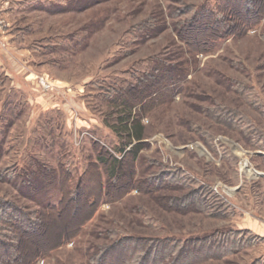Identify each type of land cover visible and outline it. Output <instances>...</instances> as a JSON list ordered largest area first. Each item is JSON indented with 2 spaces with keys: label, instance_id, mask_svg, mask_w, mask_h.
Returning a JSON list of instances; mask_svg holds the SVG:
<instances>
[{
  "label": "rangeland",
  "instance_id": "rangeland-1",
  "mask_svg": "<svg viewBox=\"0 0 264 264\" xmlns=\"http://www.w3.org/2000/svg\"><path fill=\"white\" fill-rule=\"evenodd\" d=\"M216 1L0 0V204L33 213L64 199L22 240V264H94L130 237L204 254L233 232L250 243L202 264H264V143L246 136L264 135V18L213 49L200 24L181 33Z\"/></svg>",
  "mask_w": 264,
  "mask_h": 264
},
{
  "label": "trees",
  "instance_id": "trees-1",
  "mask_svg": "<svg viewBox=\"0 0 264 264\" xmlns=\"http://www.w3.org/2000/svg\"><path fill=\"white\" fill-rule=\"evenodd\" d=\"M263 18L264 0H217L215 5H202L201 7L196 8L193 14L181 24L179 29L181 30V33L192 32L193 28L200 24L202 27L200 28L198 39L203 40L208 48L213 49L219 41L230 38L237 31L244 32V30L260 25ZM185 40L189 46H192L190 41L187 39ZM155 76L156 75L153 77ZM153 77H149L142 81L145 82L151 80ZM216 119L218 121L230 123V125L234 127L235 125L240 126V123L235 122L236 120L229 116H220V118L217 117ZM126 128L130 137L136 140L144 138L142 132H139L138 130L134 131V129L128 125ZM256 133L257 132L254 130L246 134L248 140L252 143L254 142L253 144H258L257 141H263L264 143L262 138L264 135H261L259 140H257L255 137ZM261 148L264 149V145H262ZM127 154L132 155L131 162L134 163L137 159V149H132L126 153V155ZM108 160H110L113 171H118L123 164V161H125L124 159L120 160L109 153L106 160L104 159L103 161L108 163ZM95 167L98 173H100L99 175H102L101 166L96 163ZM70 190L71 189L68 191L69 197L66 201H77L78 194L71 192ZM100 190L101 195H106L107 189L103 187V182L100 184ZM63 200L58 206H51L41 210V212L33 213L25 212L18 207L10 206V204L8 206L6 204H0V221L10 224V229L15 233L14 238H11V241L8 244L3 242L2 237L0 236V264L23 263L25 255L22 251V240H24V237L29 233L40 231L43 223L40 214L46 215L47 217L55 216V218H58L62 214ZM194 200L195 203L197 202L198 205H200L201 196L195 195ZM94 202L95 201H93L92 198H89L86 202V207H89L90 210H92ZM93 215H91L90 218H92ZM90 218H88L77 231L81 230ZM237 233L238 232H233L230 236H228L227 233L224 236H221L223 237L221 240L216 237L215 240L218 244L224 241L226 244H223L220 250L216 252L208 251V253L204 254L201 253L202 249L200 247L197 248L198 250L196 252L190 250V245L195 243L194 240L190 239L176 240L171 238H155L149 240L135 237L124 238L123 242L121 241L122 243L120 242L119 244H116L113 248H103L102 256L97 260L94 258V264H109L108 257L110 255H112L111 260L116 261L117 264H202L212 259L224 258L227 255L246 247L250 242L245 233L243 232L241 233V236L239 235V237H236ZM62 236L64 240L69 235L67 236L66 234ZM199 244L202 245L203 242H198V245ZM40 253H42V251H40Z\"/></svg>",
  "mask_w": 264,
  "mask_h": 264
},
{
  "label": "built area",
  "instance_id": "built-area-1",
  "mask_svg": "<svg viewBox=\"0 0 264 264\" xmlns=\"http://www.w3.org/2000/svg\"><path fill=\"white\" fill-rule=\"evenodd\" d=\"M42 83H43L42 85L45 89H51L53 87V85L48 81H44Z\"/></svg>",
  "mask_w": 264,
  "mask_h": 264
}]
</instances>
